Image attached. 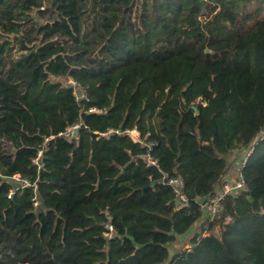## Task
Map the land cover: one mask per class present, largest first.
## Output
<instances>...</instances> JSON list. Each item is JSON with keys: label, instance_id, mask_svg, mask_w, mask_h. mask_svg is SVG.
<instances>
[{"label": "trees", "instance_id": "1", "mask_svg": "<svg viewBox=\"0 0 264 264\" xmlns=\"http://www.w3.org/2000/svg\"><path fill=\"white\" fill-rule=\"evenodd\" d=\"M263 138L264 0H0V264H264Z\"/></svg>", "mask_w": 264, "mask_h": 264}, {"label": "built area", "instance_id": "2", "mask_svg": "<svg viewBox=\"0 0 264 264\" xmlns=\"http://www.w3.org/2000/svg\"><path fill=\"white\" fill-rule=\"evenodd\" d=\"M72 84H75L73 81H70ZM78 128V126H74L66 131L64 134L66 137L71 138L75 132V130ZM137 132L136 129L129 131V135L133 132ZM138 133V132H137ZM138 139L133 140L134 142H140V135L138 133ZM252 149L245 154V161L243 166L245 165L246 161L250 157L252 153ZM148 162L151 164H155L153 159L149 156ZM18 179V177H15ZM167 184L170 185L173 188V192L175 195V210H183L188 207V199L186 195L184 194L183 190V182L178 179H168ZM246 189V184L244 178L241 176L239 177L235 182L233 183H226L224 184L221 189L219 190V193L217 196L209 201H205L203 203H200L201 207L205 210L206 214L208 215L210 220H213L217 215H219L222 212L221 202L226 196H237L242 190ZM107 230L109 232L113 231V228L111 225L106 226ZM109 235V234H108Z\"/></svg>", "mask_w": 264, "mask_h": 264}, {"label": "rangeland", "instance_id": "3", "mask_svg": "<svg viewBox=\"0 0 264 264\" xmlns=\"http://www.w3.org/2000/svg\"><path fill=\"white\" fill-rule=\"evenodd\" d=\"M71 83V82H70ZM81 96V95H80ZM130 137L135 141V140H137L138 139V133L137 132H135V131H133L131 134H130ZM264 139V138H263ZM242 157H243V155H242ZM256 157V155H254L253 156V158H255ZM243 160H241V167L243 166V164H244V161H245V155H244V157L242 158ZM239 177H241V175H240V172H239V162L238 161H236L235 163H234V165H233V170H232V172H231V174H230V179H232V181L234 180H237ZM204 235H207L206 233L204 234ZM179 243H181V242H179ZM172 246V249L174 250V249H177V248H175V247H173V245H171ZM175 246H178V244H176L175 243ZM185 247H187V246H183L182 248H184L185 249ZM189 247V246H188Z\"/></svg>", "mask_w": 264, "mask_h": 264}, {"label": "crops", "instance_id": "4", "mask_svg": "<svg viewBox=\"0 0 264 264\" xmlns=\"http://www.w3.org/2000/svg\"><path fill=\"white\" fill-rule=\"evenodd\" d=\"M185 246H187V247H188V245H185ZM187 247H185V248H187Z\"/></svg>", "mask_w": 264, "mask_h": 264}, {"label": "water", "instance_id": "5", "mask_svg": "<svg viewBox=\"0 0 264 264\" xmlns=\"http://www.w3.org/2000/svg\"><path fill=\"white\" fill-rule=\"evenodd\" d=\"M206 52H209V50H206Z\"/></svg>", "mask_w": 264, "mask_h": 264}]
</instances>
